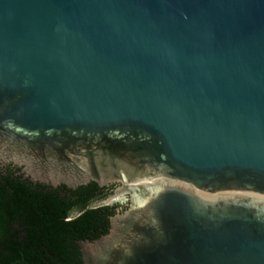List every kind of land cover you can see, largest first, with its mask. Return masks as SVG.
<instances>
[{
    "label": "water",
    "instance_id": "1",
    "mask_svg": "<svg viewBox=\"0 0 264 264\" xmlns=\"http://www.w3.org/2000/svg\"><path fill=\"white\" fill-rule=\"evenodd\" d=\"M121 183L83 264H264V0H0V167Z\"/></svg>",
    "mask_w": 264,
    "mask_h": 264
},
{
    "label": "trees",
    "instance_id": "2",
    "mask_svg": "<svg viewBox=\"0 0 264 264\" xmlns=\"http://www.w3.org/2000/svg\"><path fill=\"white\" fill-rule=\"evenodd\" d=\"M112 189L95 182L52 187L0 167V264H83L78 243L107 235L118 213L95 206Z\"/></svg>",
    "mask_w": 264,
    "mask_h": 264
},
{
    "label": "flooded vegetation",
    "instance_id": "3",
    "mask_svg": "<svg viewBox=\"0 0 264 264\" xmlns=\"http://www.w3.org/2000/svg\"><path fill=\"white\" fill-rule=\"evenodd\" d=\"M97 185H98V184H97ZM106 186H107V187H109V186H113V189H112V191H111V194L108 196V197H110V196H112V195L115 194V191H116L118 188L121 187V183H111V184H108V185H106ZM100 187H103V186H100ZM108 197H107V198H108ZM105 199H106V198H105ZM105 199H104V200H105ZM102 201H103V200H102ZM102 201L97 202V203L95 204V206L98 207V206H99L98 204H99L100 202H102ZM129 205H130V196H129V194H126V200H125V201H123V202L115 201L113 204H111V205H107V206H115V207H116V211L119 212V213H121V212H123L124 209H127ZM101 206H103V205H101ZM104 206H106V205H104Z\"/></svg>",
    "mask_w": 264,
    "mask_h": 264
}]
</instances>
